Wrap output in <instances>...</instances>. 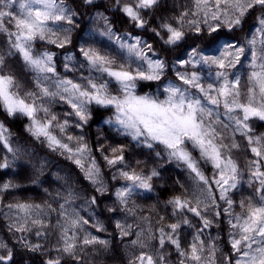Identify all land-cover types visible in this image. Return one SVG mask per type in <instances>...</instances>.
<instances>
[{
	"label": "snow or ice",
	"instance_id": "1",
	"mask_svg": "<svg viewBox=\"0 0 264 264\" xmlns=\"http://www.w3.org/2000/svg\"><path fill=\"white\" fill-rule=\"evenodd\" d=\"M72 3L79 6L78 0ZM154 3L140 0L144 8ZM187 7L189 11L163 25L168 42L180 50L174 76L167 81L161 80L163 62L149 51L151 44H141L136 32L122 37L107 24L99 32L105 41L86 36L89 30L79 26L67 0H0V44L5 51L0 65L9 59L22 61L34 73L41 95L59 97L78 126L95 117L103 120L106 130H116L122 139L111 136L112 146L102 159L108 166H119V175L129 182L114 193L121 203H126L133 188L152 186V176L137 174L124 164L130 143L162 148L170 162L193 178L190 198L214 212L202 213L179 194L168 201L177 209H189L202 225L186 248L182 237L174 238L177 224L168 226L167 241L161 234V244L176 249L180 264L189 260L200 264L206 243L213 260L218 251L224 253L223 264H264V0H191ZM120 12L143 26L134 6L126 5ZM74 25L75 35H71ZM185 25L192 29L189 34L183 31ZM60 53H64L62 60ZM77 59L86 62L89 74L78 79L58 74L61 65L70 71ZM136 62L146 65V70L139 66L133 70ZM93 69L99 74H93ZM153 82H159L156 87L162 90L144 91ZM12 85L11 75L0 74V105L6 114L23 115L33 137L67 153L85 179L104 187L92 155L98 147L89 149L83 137L66 138L75 140L76 147L61 139L52 130L58 119L55 113L39 119L38 112L48 113L49 108L18 97ZM68 124L65 119L58 127L63 131ZM9 131L0 124V151L6 153L0 159V218L16 241H3L6 251L0 264H22L16 243L30 252L47 245V259L39 264H80L82 248L107 249L111 241L98 222L91 225V215H82L73 205L71 190L61 198L54 216V210L40 200L47 192L35 181L26 185L25 172L13 171L23 166L8 158L13 151ZM214 221H218L216 228H212ZM210 228L217 232L216 239L223 234L222 248L211 233L207 241L201 235ZM114 230L122 238L131 234V226L120 220ZM136 235L132 244L143 247V234ZM134 264L155 262L141 250Z\"/></svg>",
	"mask_w": 264,
	"mask_h": 264
},
{
	"label": "clouds",
	"instance_id": "2",
	"mask_svg": "<svg viewBox=\"0 0 264 264\" xmlns=\"http://www.w3.org/2000/svg\"><path fill=\"white\" fill-rule=\"evenodd\" d=\"M67 2L72 6L79 26H84L89 30L85 32L86 36L96 35L98 39L105 41L106 38L99 35L105 24L114 33L118 31L122 37L136 32L141 44H151L149 51L163 62L161 80L167 81L173 78L176 57L180 50L168 42L163 25L174 22L178 15L189 11L187 6L191 4V0H155V3L147 8L140 6V0H78V7L72 3V0H67ZM126 5L136 8L140 19L143 20L142 27H138L134 20L126 19L121 15L120 9ZM76 27L77 25L73 26L71 35H75ZM183 31L189 34L192 29L185 25ZM0 54H5L2 44H0ZM69 54L75 56V52L71 49ZM63 55L64 53L59 54L61 60ZM138 66L146 70V65L140 62L131 65L133 70ZM91 71L95 75L99 74L94 69ZM89 72L90 69L86 62L77 59L70 71H65L61 65L58 74L78 79ZM0 74L13 77L11 91L15 95L29 103L35 102L38 108L41 104L49 108L48 113L38 112L39 119H49L55 113L58 119L53 124L52 130L61 139L76 147L75 140L69 141L66 138L69 136L83 137L89 149H92L93 145L99 149L92 155L96 157L100 167L104 187L85 179L84 172L73 163L72 159L68 158L67 153L59 149L52 150L42 138L33 137L27 127L30 122L23 115L8 116L4 107L0 105V124L10 130V142L13 149L8 158L9 160L15 158L19 165L23 166L22 169L14 167L13 171L25 172L26 185L30 186L35 181L36 186L42 192H47V195H42L40 200L46 202L49 208L54 210V216L59 210L58 205L62 202L61 198L71 190L74 194L73 205L82 215H91V225L95 227L98 222L107 239L111 241L107 249L82 248L78 257L80 264H134L135 257L141 250L151 254L155 264H180L181 257L176 254V249L161 244V234H164V239L167 241L168 226L177 224L179 227L174 238L175 236L182 237L186 248L187 244L192 241L193 234L200 232L202 225L199 218L194 216L189 209H177L168 201L179 194L182 198L188 199L192 207L199 206L202 213L206 211L211 216L214 212V209L210 207L205 210L203 203L190 198L195 187L193 178H190L189 174L175 162H170L162 148H145L143 145L130 143L127 146L129 158L124 164L128 170L135 171L137 174L152 176L150 181L152 186L147 190L140 187L133 188L126 203H121L114 193L118 188L127 186L129 182L119 175V166H108L102 159L112 146L110 137L116 136L122 139L116 130H106L103 120H97L95 117L90 119L89 124L78 126L79 121L68 113L66 104L59 97L53 100L41 95L34 73L22 61L14 62L13 59H9L7 63L0 65ZM157 84L159 82H153L152 87L145 88L144 91L157 93L162 90V86L156 87ZM47 86L52 88L51 83ZM65 119L69 121V124L65 130L61 131L58 125ZM5 155L6 153L0 151V159H3ZM153 172L155 175H152ZM208 175L211 178L212 173L209 172ZM93 197L96 198L95 203L92 202ZM109 218H111L112 226H109ZM117 220L131 226V234L128 238H122L119 232L114 230ZM217 223L218 221H214L212 228H216ZM138 232L143 234V247L132 244V241L137 240L136 233ZM209 233L217 247L222 248L223 234H220V239H216L217 232L212 231L211 228L207 229L201 233L206 241L209 239ZM6 238L12 239L13 242L16 241V237L7 230L0 218V255L5 254L3 241ZM16 251L17 259L21 260L22 264H34V261L35 264H39L40 260L47 259V245L35 252H30L20 243H16ZM210 252L211 249L206 243L200 264H223L224 253L222 251L217 252L215 260L211 258ZM186 264H192V261H186Z\"/></svg>",
	"mask_w": 264,
	"mask_h": 264
}]
</instances>
